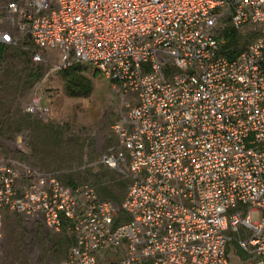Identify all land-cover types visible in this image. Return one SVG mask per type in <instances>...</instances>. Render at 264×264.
<instances>
[{"label":"built area","instance_id":"1","mask_svg":"<svg viewBox=\"0 0 264 264\" xmlns=\"http://www.w3.org/2000/svg\"><path fill=\"white\" fill-rule=\"evenodd\" d=\"M0 46L110 81L98 161L129 178L116 204L9 157L0 229L5 211L65 227L62 264H231L232 238L237 264H264V0H0ZM48 74L22 105L42 120Z\"/></svg>","mask_w":264,"mask_h":264},{"label":"rangeland","instance_id":"2","mask_svg":"<svg viewBox=\"0 0 264 264\" xmlns=\"http://www.w3.org/2000/svg\"><path fill=\"white\" fill-rule=\"evenodd\" d=\"M56 65L54 56L48 62L33 65L22 49L6 46L3 51L0 162L17 157L51 173L62 183L90 184L98 191L108 190L120 200L129 183L128 176L98 161L100 154L115 143L110 126L120 108L119 98L110 88V81L85 64H80L82 69L74 74L89 81L86 92L69 95ZM46 71L48 77L40 82L38 90L50 116L42 120L23 112L22 105ZM34 75L37 79L28 84ZM72 239L65 227L51 233L37 221L5 211L0 229V264H62ZM227 249L231 264H237L241 252L233 238Z\"/></svg>","mask_w":264,"mask_h":264},{"label":"trees","instance_id":"3","mask_svg":"<svg viewBox=\"0 0 264 264\" xmlns=\"http://www.w3.org/2000/svg\"><path fill=\"white\" fill-rule=\"evenodd\" d=\"M231 35H229L230 37ZM6 50V46H0V59L2 58V54L3 51ZM82 67L79 63H73L68 67L65 68H61L59 70V75L61 76V78L63 79V81L65 80V84H64V88L66 90V92L71 95V96H78V95H82L83 93L86 92V86L89 84L88 80H85L84 78H79L77 77L74 72L75 71H79L81 70ZM96 72L94 71L93 74H95ZM35 77H31L32 79L28 82V84H30V82H32L33 80L35 81L37 79V76L34 75ZM67 185H75L73 183H68ZM95 189V192L97 194V196L100 199H108L113 201L116 204H119L120 200H117L113 195H111L109 193L108 190H101L98 191V189L96 188V186H93ZM123 198V197H122ZM120 215V214H119Z\"/></svg>","mask_w":264,"mask_h":264},{"label":"crops","instance_id":"4","mask_svg":"<svg viewBox=\"0 0 264 264\" xmlns=\"http://www.w3.org/2000/svg\"><path fill=\"white\" fill-rule=\"evenodd\" d=\"M37 136V135H36ZM34 152H36V151H34Z\"/></svg>","mask_w":264,"mask_h":264}]
</instances>
